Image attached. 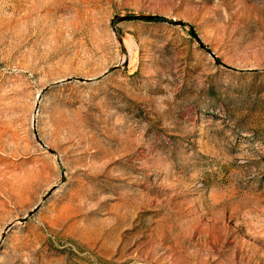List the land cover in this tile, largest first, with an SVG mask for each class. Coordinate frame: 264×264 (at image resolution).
<instances>
[{
  "label": "rangeland",
  "instance_id": "1",
  "mask_svg": "<svg viewBox=\"0 0 264 264\" xmlns=\"http://www.w3.org/2000/svg\"><path fill=\"white\" fill-rule=\"evenodd\" d=\"M0 264H264V0H0Z\"/></svg>",
  "mask_w": 264,
  "mask_h": 264
},
{
  "label": "water",
  "instance_id": "2",
  "mask_svg": "<svg viewBox=\"0 0 264 264\" xmlns=\"http://www.w3.org/2000/svg\"><path fill=\"white\" fill-rule=\"evenodd\" d=\"M133 20H140V21H160V22H165L171 25H180V26H187L189 25L187 22L182 21V20H176V19H171L165 16H161V15H156V14H126V15H116L112 18L111 20V26L112 29L119 41V43L121 44L122 47V51L125 53V55H127L126 60L123 63V66H126L128 63V51L124 45V40H123V36L122 33L118 27V25L121 22H125V21H133ZM191 31L194 35V37L198 40L200 46L206 50V52L209 53L210 56H212L218 63L224 65L225 67L232 69V70H237V71H241V72H258V69H248V70H243V69H237L234 67H231L229 65H226L225 63H223L222 61H220L219 59H217L216 54L213 52L212 49H210L207 45H205L202 40L199 38V36L194 32V29L190 26ZM122 68V64L120 65H116L114 67L109 68L105 73H103L102 75L98 76V77H94V78H84V77H70L67 79H63L61 81H58L52 85H50L49 87L45 88L42 93L46 90H48L50 87H54V86H58L64 83H68V82H72V81H79V82H87V83H92V82H96L102 78H104L105 76H107L108 74L114 72L117 69ZM40 98V96H39ZM39 103L40 100L38 101L37 105H36V109H35V113H34V119H33V127H34V133H35V137L38 141V143H40L42 145L43 148H45L46 150H48L49 153L53 154L56 156L57 161L59 163V166L61 168L62 171V180L61 183L59 185L53 186L48 192L47 194L44 196V198L42 199V201L36 205V207L25 217H23L22 219L16 221V222H26L28 221L36 212H38V210L41 208L42 204L44 203V201L52 194V192H54L64 181H65V168L64 165L62 163V160L59 156V154L51 149L47 144H45L42 139L40 138V135L37 131V114L39 111ZM16 222L12 223L11 225H9L7 227L6 230H9ZM5 234L3 235V239H4Z\"/></svg>",
  "mask_w": 264,
  "mask_h": 264
}]
</instances>
